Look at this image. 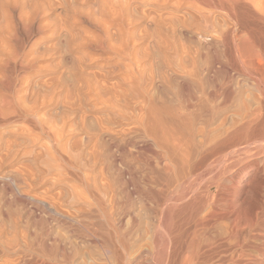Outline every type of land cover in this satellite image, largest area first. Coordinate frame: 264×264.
<instances>
[{
    "label": "bare ground",
    "instance_id": "6f19581e",
    "mask_svg": "<svg viewBox=\"0 0 264 264\" xmlns=\"http://www.w3.org/2000/svg\"><path fill=\"white\" fill-rule=\"evenodd\" d=\"M89 1L106 14L98 23L123 33L127 0ZM133 1L154 11L171 2ZM181 1L169 12L184 11ZM29 2L0 0V128L16 125L23 145L42 151V179L62 188L42 203L25 198L47 217L14 221L0 235L10 256L0 264H264V0H192L213 9L200 18L208 35L196 57L140 55L102 31L84 43L111 58L65 62L83 106L73 88L72 104L43 121L18 75L40 59L29 40L42 23ZM245 82L252 106L238 102ZM76 113L81 125L68 124Z\"/></svg>",
    "mask_w": 264,
    "mask_h": 264
},
{
    "label": "rangeland",
    "instance_id": "374dc122",
    "mask_svg": "<svg viewBox=\"0 0 264 264\" xmlns=\"http://www.w3.org/2000/svg\"><path fill=\"white\" fill-rule=\"evenodd\" d=\"M19 1L20 2L30 1L29 3L32 2L31 4L37 5L38 6V9L36 10L37 18L40 19L42 23V34L40 36H35V37L34 36L32 37L30 35L31 39L29 38L30 39L29 46L32 48L34 55L38 53L37 56H39L40 59H38V61L36 62L35 68L32 67L31 69L25 71L24 73L18 72V75L21 78L20 86L22 92L25 91L24 92L25 99L29 100L31 103L34 100H37V105H39V111L42 115V121L43 118L48 116V114H55V112L57 111L59 112L60 108H62L64 101L66 105L72 104L73 102L72 99L74 97V92H73L74 89L76 90V93H79L78 97H77L78 94L76 95V101H78V99L81 96L80 83L75 81L74 83L73 81H71V77H70L71 68L68 66L66 69L65 67L66 64L65 62L68 59L74 57L75 58L81 57L84 59H91V60L107 59L110 57V55H112V54L109 55V53L94 45L90 46L88 44H85L84 43L85 41L91 42L92 40L99 38L102 31H104L103 33H105L106 31L107 32L110 31V33H108L109 34L108 37L110 36L109 38H111L112 40L111 42L117 39L115 42L112 43V45L118 46L120 44L119 41H122L119 40L118 37L123 36L126 43H128V45L130 46V48L134 47L135 50H137L136 53L140 55H145V53L151 55L152 57H159L161 55L173 57L174 54L175 57L178 55L180 56L182 55L186 57H196L199 54L205 55L204 53H206V49L202 45V41H203L202 39L204 38V35L207 36L208 33H205L207 31L204 29L203 25L201 24V19L203 17H208V16L212 17L209 14L213 12L212 8L198 7L199 5L197 4V8H200L202 10L201 11L200 9H198L199 11L198 13L196 6L193 5L194 3L192 2V0L189 1L178 0L179 2L180 1L182 2L183 4L182 10L184 11H181V9H179L177 13L174 12L175 13L174 15L172 14V12L171 13L169 12L171 10L170 4L174 3V0H171V2L168 4V7L165 9L157 8V10L159 11H154V9L156 10V7L152 8L153 6L151 7L153 9L152 10L149 5L146 6L143 4L142 6V4L139 2H135L133 0L132 1L124 0L127 3L128 2L129 3L133 2V3L132 4L128 3L129 5L126 3L125 5V3H123L122 1V3L124 4V8L126 7V10H123V13H126L128 11L127 14L125 15L123 14L126 26L124 27L122 33L121 30L119 32L118 29H113V28H109L110 30L107 28L106 30L105 26L104 25L102 26L103 24L102 22L98 23V21L101 20L103 21V19L107 18L105 16L106 14L102 10L103 15H101L102 13H99L101 10L98 11L94 9V7L91 8L92 3L88 4L90 2L89 0H87V2L89 1L88 3H86V0H81V1L80 0H75V1L74 0L73 1L72 0H66V1L65 0H19ZM175 1L177 2V0ZM74 2L76 3L78 2V4L77 5L73 4ZM81 3H84V5ZM79 4H81V6L84 8L83 11L81 10L82 8ZM86 4L88 5L86 6ZM131 5L134 6L132 7ZM71 6L75 9L76 12L73 11ZM135 6L138 8L135 9ZM190 6L192 7L193 10L191 9ZM187 7L188 8L190 7L189 10H187ZM87 8H89V10ZM142 8H144V10H142ZM78 9L82 12H79ZM90 9L93 13H91ZM194 9L196 10L194 11ZM185 10L188 11V13L185 12ZM87 11H89V13ZM200 11L204 12L203 14H205L206 16H204ZM84 12L85 13L87 12L89 15H87V13L85 14ZM96 12L97 14L99 13L100 15L99 14L97 15ZM182 12L183 14L185 13L184 17ZM191 12L194 15L197 14L196 16L197 18H195L193 14L192 16ZM76 14L81 16L84 15V16H82V18L81 16L77 18ZM176 14H178V16ZM199 15L201 17H199ZM185 17L189 18V20L190 19L196 20L200 18L201 19L196 20L195 23L193 22V20L188 22L189 20L186 19ZM79 18L80 20L81 19L83 20L79 21ZM177 18L180 20L178 21ZM183 18L184 20H186L185 22L187 23V25H184L186 23L182 21ZM157 19H159L160 22ZM181 21L184 23L182 24ZM197 21H200V23H197ZM189 23L192 25L189 26L190 25ZM193 23L195 26L193 25ZM199 24L202 28L199 26ZM20 31L21 33H23L25 29L22 26H20ZM131 33L133 34L131 35ZM183 46H185V48ZM182 50L186 53H184ZM131 52L133 54L135 53L133 49ZM39 54H41L42 56ZM79 81L82 82L81 79H79ZM240 85H239V89L241 88L243 90L242 92L244 93L241 94L240 96L241 99L239 98L240 101L238 100V102L244 103L245 105L249 104V106H252V102H254V99H251L253 98V96H251L252 95L251 93L254 94V91L251 89L250 84L246 82L243 83V85L242 83H240ZM247 91H249L251 95H249ZM246 93L248 97L251 98L250 99L248 98L245 101V97L247 98ZM247 100L248 101L250 100L251 102L249 101L247 103ZM78 102L81 106H83V102L81 100H79ZM78 114L76 113L71 115L69 119L72 122L68 119L67 120L68 124L71 125V123H73L75 125V120L73 118L76 119V124H78L80 122V121L77 122ZM89 121H87L88 125L92 124L93 126L94 124L93 119L90 118ZM78 125L81 124L79 123ZM15 127L16 125L9 124L7 126H2L0 128V155L2 156V157L0 156L1 158L0 177L3 178V176L5 175L13 176L18 181L15 185L11 184L9 187H6L4 183L1 182L0 180V235L8 234V232L11 229V226L14 224V221L17 222V225L19 227L20 226L22 227L25 225L27 217H37L36 218L37 220H42V217H47L45 216L44 213H42V210L29 207V205L25 203L26 197L28 196L33 197L34 200L42 203V200H44L42 198H45L46 201L47 199L50 200L49 198H51L52 196L53 197L57 196L56 193L60 191L62 188L60 185H52V182L49 180L42 179V165L37 164L39 158H41L42 151L36 146L23 145L24 137L22 135H18V136L14 135L13 131L18 129V127L16 128ZM10 134L11 135L13 134L12 138H10L11 137ZM73 134L74 131L72 133L71 130L69 132L70 136L72 137L80 136L77 135L76 133L74 135ZM13 136L14 137L16 136L15 139H13ZM19 166L21 167V169H19L20 168ZM27 173H29V175L31 173V176H29L28 180L24 181L23 179L20 178L22 174H27ZM47 196L49 198H47ZM8 257L5 254H1L0 263L2 262L3 259L5 260Z\"/></svg>",
    "mask_w": 264,
    "mask_h": 264
}]
</instances>
